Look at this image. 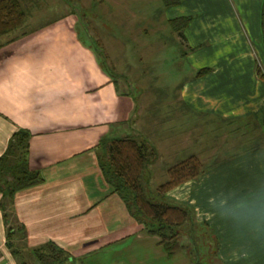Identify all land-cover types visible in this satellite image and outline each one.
<instances>
[{"label":"crops","instance_id":"0c3cea01","mask_svg":"<svg viewBox=\"0 0 264 264\" xmlns=\"http://www.w3.org/2000/svg\"><path fill=\"white\" fill-rule=\"evenodd\" d=\"M184 1L178 12L163 18L167 23L189 17L181 36L175 32L178 45L212 46L192 58L177 89L187 116L182 123L186 134L180 138L178 111L172 110L178 106L172 102L169 121L156 130L158 155L149 167L166 164L161 169L166 177L157 179L158 185L166 180L169 165L189 155L200 158L202 173L168 189L165 197L189 208L191 226L212 232L215 255L223 264H264V238L238 233L218 216L208 218L213 213L210 197L264 181V83L256 77L259 64L252 59L254 54L264 74L262 0H234L239 13L228 0ZM23 24L0 36V155L15 132H27L26 164L40 181L4 198L8 217L5 222L0 210V264H38L33 250L49 242L67 254L61 264H96L97 254L105 251L152 264L145 260L147 252L153 260L165 254L157 237L128 213L97 159L102 137L127 134L132 100L79 37L73 14L35 27ZM106 57L111 63L113 57ZM204 67L210 70L194 77ZM196 140L205 141L202 149L195 148ZM219 141L220 147L213 148ZM218 156L219 163L211 164ZM8 226L12 234L7 241Z\"/></svg>","mask_w":264,"mask_h":264},{"label":"rangeland","instance_id":"374dc122","mask_svg":"<svg viewBox=\"0 0 264 264\" xmlns=\"http://www.w3.org/2000/svg\"><path fill=\"white\" fill-rule=\"evenodd\" d=\"M182 2L185 1L169 3L168 0H20L26 13L23 26L35 27L57 18L65 20L67 13H71L76 20L75 27L79 37L91 46L95 40L98 41L104 54L113 57L111 64L116 66L114 70L120 74L117 76L119 90L128 94L134 106L126 121L129 130L125 134L138 140H148L154 151L153 139L156 130L162 123L164 125L169 121L172 102H176L175 106H178L172 110L178 111L175 117L180 123V138L186 134L187 125L182 123L187 120V116L185 107L177 98V89L184 80L192 58L204 48L212 46L210 43L187 48L178 45L176 33L163 18L173 11L178 12ZM228 3L239 13L234 0H228ZM248 47L254 53L252 43L248 44ZM252 59L259 64L255 66L262 69L254 54ZM229 127L235 128V124ZM142 132H146L149 137H141ZM201 132L202 130H197L196 136L202 137ZM195 142L196 149H202L205 143L204 140ZM184 143L180 141V145ZM221 144L220 141L214 142L213 148L220 147ZM157 155L155 151L154 157H150V162H155ZM193 156L197 160L200 159ZM220 157L211 164L219 163ZM163 165L166 164L163 162L161 165L158 162L151 168L148 164L151 171L146 168L142 172L141 180L149 199H152L150 191L158 183L157 179L163 181L166 177L161 176ZM178 242L181 247L173 255L167 256L163 253L164 255H159V259L153 260L147 252L145 260L152 264H223L215 255L214 235L202 225L191 226L188 222L184 224L180 228ZM95 259L96 264H140L129 259L127 261L121 251L115 254L99 252Z\"/></svg>","mask_w":264,"mask_h":264},{"label":"trees","instance_id":"16d2710c","mask_svg":"<svg viewBox=\"0 0 264 264\" xmlns=\"http://www.w3.org/2000/svg\"><path fill=\"white\" fill-rule=\"evenodd\" d=\"M21 5L20 0H0V36L23 24L26 13ZM188 20L187 16H178L168 19L167 23L181 36V30ZM260 32L264 46V0L260 8ZM99 45V42L95 41L91 48L101 69L109 77H117L113 65L107 61ZM209 70L206 67L199 68L195 71L194 77H199ZM254 71L256 77L264 83L262 70L255 66ZM261 124L264 134V117ZM27 139V132L23 130L15 132L7 149L0 155V210L5 222L8 212L4 198L11 199L16 191L40 181L38 172L30 170L26 164ZM97 148L98 164L105 181L112 186L141 229L148 235L157 237V244L161 246L165 255H173L181 247L178 242L180 228L187 222L191 224L192 216L186 205L167 199L165 192L179 183L197 177L201 172L199 161L193 155H189L167 167L166 180L150 191L152 199H149L145 194L141 175L150 163V157L153 158L155 155L153 148L130 135L102 137ZM11 229L12 227H6L7 241L12 234ZM33 254L38 264H61L67 258L65 251L51 242L35 248Z\"/></svg>","mask_w":264,"mask_h":264},{"label":"clouds","instance_id":"9594fccd","mask_svg":"<svg viewBox=\"0 0 264 264\" xmlns=\"http://www.w3.org/2000/svg\"><path fill=\"white\" fill-rule=\"evenodd\" d=\"M208 203L213 208L209 219L218 216L229 222L238 233L264 238V181L243 190L231 189L210 197Z\"/></svg>","mask_w":264,"mask_h":264}]
</instances>
